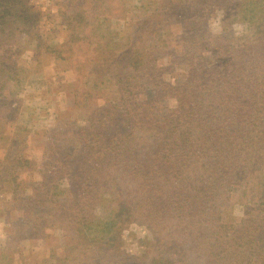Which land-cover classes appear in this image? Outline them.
<instances>
[{"label":"rangeland","instance_id":"obj_1","mask_svg":"<svg viewBox=\"0 0 264 264\" xmlns=\"http://www.w3.org/2000/svg\"><path fill=\"white\" fill-rule=\"evenodd\" d=\"M189 1L28 0L34 6L31 14L36 16V23L28 26L16 19L11 28L0 30V249L12 251L10 264H58V257L70 256L66 250L76 240L73 235L65 234L60 226H56L47 240L41 235L36 236V230H31L30 226L21 231L19 209L30 199L23 203L20 199L27 195L35 203L44 205L48 215L53 213L57 198L66 194L63 188L69 187L66 176L61 171H54L53 167L62 166L65 173L68 164L66 154L80 149L81 135L84 134L80 129L91 125L96 119L95 110L101 112L110 103L107 99L114 96L116 101L120 99L116 83L119 77H126L127 70L122 67L130 58L132 49H127L134 38L158 57L156 67L164 73L165 80L173 81L176 74L184 75L188 64L179 60L171 66V55L176 54L178 59L183 57L186 46L182 31L184 24L190 23L186 17L191 16ZM205 1L210 3L209 9H205L206 5L200 7ZM200 6L204 10L200 14L203 18L193 19V23L206 31L198 29L201 35V39L196 38L200 43L198 53L209 66L219 68L221 73H235L234 55L243 48L246 40H250L247 37L254 34L252 28L242 20L240 14H229L231 6L227 8L215 0H200ZM80 15L86 20L80 36L90 33L89 29L97 23H100L101 29L109 25L110 29L118 31L119 35H115L117 38L124 36L118 44L112 41L117 49L115 60L120 65L115 72L109 70L106 73L104 69L100 72L94 68L96 54L103 49L102 45H98L102 42L97 38L89 35V38H82L81 41L80 38L79 41H71L77 34L73 30H66V27H72L68 25L71 20L75 25V18ZM157 30L159 32L155 35ZM152 35L156 37L152 38ZM85 62L87 65L81 68L80 63ZM111 76H115L114 80L108 78ZM87 92L92 93V97L84 105ZM237 95L247 96V92L241 90ZM162 101L159 102L162 110L158 116L167 112V108L161 106ZM165 103L172 109L179 105L174 98ZM251 104L247 102L237 109L248 114L250 107H253ZM230 107L235 106L226 109ZM210 111L203 112V116L214 118L205 119L206 124H227L230 120L229 115L208 114ZM132 122L136 123L138 137L146 142L152 139L150 133H157L160 129V125L147 124L143 120ZM251 123L252 119L244 118L240 124L246 135ZM156 141L155 148L159 149L161 142L159 139ZM238 141L240 139L236 138ZM244 145L232 147L222 155H219L218 149H214L218 148L217 145L211 153H207L210 168H224L223 172L240 176V181L220 189L212 188L206 193L214 199L210 203L199 198L190 203L188 200L187 208H195L197 215L193 220L198 225L193 232L181 234L182 251L176 247L175 237L178 236L172 231L175 214L168 212L176 207L172 194L171 199L151 201L149 192L152 188L146 182L141 183V179L133 181L126 173H116V176L120 174V188L124 197L121 217L128 221L133 219L124 225L116 241L108 244L110 249L115 248L114 251L101 249L96 254L84 252L83 257H88L86 264H221L226 247L232 257L238 249L251 247L250 242H259L258 246L262 249L258 248L257 253L248 260L241 262L240 259V263L235 264H264V192L258 184L264 179V156L248 157V161L252 162L243 168L241 164L223 162L224 157L233 158L239 152L252 149L247 147V142ZM197 150L196 153L201 151ZM85 161L82 165L93 163L88 156H85ZM247 174L250 176L243 179L246 181L244 183L241 176ZM121 175L129 183L124 182ZM126 185L129 190L123 192ZM50 187L51 191L48 190ZM69 188L71 191L72 186ZM38 190L41 192L39 197L36 195ZM160 202L167 204L168 209L145 208L146 205H159ZM200 203L203 206L199 207ZM100 206H95V213L101 212ZM202 211L207 213L208 219L202 216ZM256 215H259L257 220ZM250 219L254 221L249 222ZM249 224L256 229L254 238L237 239L231 236L234 230L242 231ZM204 226L208 232L203 230ZM218 229H221L220 234L225 232L223 236L220 235L225 241L224 252L216 247ZM182 240L188 244L185 246ZM211 245L215 246V253L209 259L207 249ZM223 264H228V260Z\"/></svg>","mask_w":264,"mask_h":264},{"label":"trees","instance_id":"obj_2","mask_svg":"<svg viewBox=\"0 0 264 264\" xmlns=\"http://www.w3.org/2000/svg\"><path fill=\"white\" fill-rule=\"evenodd\" d=\"M215 1L224 4L227 8L231 6L229 14L231 12L240 14L242 20L249 23L251 32L254 33L247 37L250 40H246L242 45L243 48L237 51L236 56L234 55L235 73H221L219 68L209 66L198 53L200 43L197 39H201L198 29L201 31L206 29L196 27L193 19H202L200 14L204 10L200 7L206 5L205 9H209L211 5L205 1L200 6V0H190L188 5L191 16H186L190 23H185L182 31L186 46L183 57L178 59L176 54L171 55V66L179 60L183 64H188V70L183 72L184 75L175 73L176 79L165 80L164 73L156 67L158 57L134 38L127 49L128 51L132 49L131 55L129 52L130 58L122 67L127 70L126 77H119L116 83V92L120 94V99L116 101V96L107 99L110 103L101 112L95 110L96 119L91 125L80 129L84 132L81 135L80 149L66 154L68 164L65 173L62 166L53 167L54 171H61L66 176L69 187L72 186L71 191L68 186L63 188L66 194L57 198L56 208L50 215L46 213L44 205L35 203V200L27 195L20 199L22 203L30 199V202L20 206L19 209L21 231L30 226L31 230H36V236L41 235V238L47 240L56 226H60L65 234L75 237L76 242L66 250L70 256L58 257V264H86L88 257H83L86 251L90 254H96L101 249L114 251L115 248L110 249L108 244L116 241L124 225L133 219L130 218L128 221L127 218L121 217L123 211L121 203L124 197L120 188L122 184L119 181L120 174L116 176V173H126L133 181L141 179V183L146 182L152 188L149 192L151 201L171 199L172 194L176 207H172V211L168 212L175 214L172 231L178 236L175 237L176 247L182 251L181 234L187 231L193 232L198 225L193 220L197 215L195 208L190 206L187 208L188 200L190 203L193 199L199 198L210 203L214 199L206 193L212 188L220 189L240 181V176H231V173L223 172L224 168L221 170L210 168L207 153H211L213 147L218 145V148L214 149H218L219 155L226 154L230 148L247 142V147L252 149L239 152V155L231 157L232 159L228 157L223 159L224 163L230 161L233 164H241L242 168L252 162L248 161V157L264 156V0ZM33 10L34 6L30 5L28 0H0V30L11 28V24L16 19L32 26L37 21L36 16L31 14ZM71 22L72 20L68 25L72 27L67 26L66 30L69 29L70 32L73 30L77 34L73 39L71 38L72 42L79 41V38L80 41L82 38H89V35L102 42L98 44L102 45L103 49L96 54L94 68L100 72L103 69L106 73L109 70L115 72L120 65L115 60L117 49L112 41L118 44L124 36L120 35L117 38L118 31L110 29L109 25L108 28L101 29L100 23H97L89 29L90 33H83V37L80 33L84 32L86 26L84 17L82 15L76 17L75 25ZM158 32L159 30L155 35ZM155 35H152V38H155ZM122 43L126 45L123 41ZM228 52L225 53L229 55ZM86 65V62L80 63L81 68ZM108 78L114 80L115 76ZM241 90L246 91L247 96H235ZM90 97L92 93H85L84 105ZM171 98L176 99L179 104L175 109L165 103ZM162 99L161 106L167 108V112L158 116L159 111L162 110V107H159ZM247 102H252L253 107H250L248 114H244L242 109L237 108L246 105ZM233 105L235 107L226 109ZM204 110H211L208 114L229 115L230 120L227 124L226 122L206 124L205 119L214 118L203 116ZM244 118L252 119L251 129L247 131L248 137L240 125ZM134 120L160 125V129L157 133H150L152 139L146 142L138 137L135 130L136 123L132 122ZM236 138L240 141L236 142ZM156 139L161 142L159 149L155 148ZM197 149L201 151L196 153ZM85 156L93 159V163L89 166L82 165V162H86ZM249 176L247 174L241 177L243 180ZM120 178L129 183V180L124 179L122 175ZM258 184L259 189L264 192V179ZM51 189L52 187L48 190ZM127 190L129 187L126 185L123 192ZM36 195L38 197L41 195L40 190L36 191ZM95 206L101 207L100 213H95ZM201 206L202 203L199 204V207ZM156 207L161 210L168 209L167 204L162 205L161 202L159 205H146L145 208ZM216 213L217 211L214 214ZM201 214L208 219L206 212L202 211ZM258 218L259 215H256V220ZM250 221L254 220L250 219ZM202 225L203 223L200 224ZM203 230L208 232L206 226ZM220 231L221 229H218L216 232V247L224 252L225 241L221 236L225 232L220 234ZM255 232L256 229L249 224L248 228L242 231L234 230L231 236L237 239L238 237L252 239ZM212 235L213 232L210 236ZM182 243L185 246L188 244L185 240H182ZM258 244L259 242L255 244L250 242L251 247L244 246L238 249L232 257L226 247L221 264L227 260L228 264L240 263V259L241 262L244 259L248 260L257 253L258 248L262 249ZM11 252L0 249V264L11 263ZM214 253L215 246L211 245L207 249L208 258L211 259Z\"/></svg>","mask_w":264,"mask_h":264}]
</instances>
